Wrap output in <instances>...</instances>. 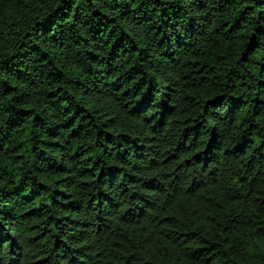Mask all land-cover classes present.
Returning a JSON list of instances; mask_svg holds the SVG:
<instances>
[{
    "label": "trees",
    "instance_id": "obj_1",
    "mask_svg": "<svg viewBox=\"0 0 264 264\" xmlns=\"http://www.w3.org/2000/svg\"><path fill=\"white\" fill-rule=\"evenodd\" d=\"M0 264H264V0H0Z\"/></svg>",
    "mask_w": 264,
    "mask_h": 264
}]
</instances>
